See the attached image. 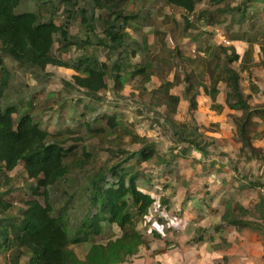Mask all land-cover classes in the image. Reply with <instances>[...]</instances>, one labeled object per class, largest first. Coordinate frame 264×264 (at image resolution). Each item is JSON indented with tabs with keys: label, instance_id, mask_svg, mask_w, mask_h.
I'll return each instance as SVG.
<instances>
[{
	"label": "trees",
	"instance_id": "1",
	"mask_svg": "<svg viewBox=\"0 0 264 264\" xmlns=\"http://www.w3.org/2000/svg\"><path fill=\"white\" fill-rule=\"evenodd\" d=\"M21 1L0 0V163L6 172L23 163L31 184L24 192V205L17 209L6 194L0 193V256L8 264H119L137 255L142 247H150L147 233L163 239L168 246L166 230L176 233L186 225L190 220L186 209L191 204L185 199L171 213L169 202L161 199L159 183L163 182L162 187L167 185L169 173L187 158V149L180 150L172 144L169 152L162 153L146 136L132 131L133 139L142 143L139 149H109L110 165L94 168V150L85 142L107 129L116 133L121 125L116 111H101L84 98L70 100L68 124L76 125L77 131H50L37 119L32 103L27 105L25 97H19L17 103L6 102L13 72L5 59L22 69L42 72L48 65L72 69L73 83H65L91 99L101 97L110 87L109 80L117 90L123 88L126 76L143 84L154 81L155 87L149 90L152 102L165 106L171 141L188 142L194 148L193 162H205L202 152L206 149L188 137L185 122L174 119L183 100L188 102L190 113L206 101L210 102V109L231 114L241 147L255 151L253 140L264 137V131L259 129L264 121V101L253 103L252 97L259 92L264 94V77L263 89L252 83L246 92L242 73L252 77L254 66L264 70V0H241L234 5L229 0H209L210 6L230 16L229 28L243 24L247 28L227 38V45L219 44L206 63L185 56L178 49L172 55L174 49L168 50L161 36L162 27L153 29L157 40L152 47L145 37H133L136 28L131 31L130 23L148 26L150 13L159 10L144 14V9L133 8V0H91L92 8L79 5L78 0H32L34 9L19 10ZM157 1L192 15L204 0ZM56 3L65 6L61 21H57ZM42 7L50 8L47 14L41 11ZM95 10L99 11L96 17ZM205 13H210L208 23L214 22L210 10L199 12L198 18ZM76 16L80 17V29L72 33ZM161 17L166 24L175 19L171 13ZM204 29L209 32L211 26ZM255 46L261 52L257 60ZM100 48L106 50L104 57L99 54ZM73 50L77 51L76 57L71 56ZM139 53L153 54L150 63L136 59ZM171 56L176 57L182 71L175 70L169 78L163 64L170 66ZM208 70L212 72L209 82L205 79ZM177 86H182L181 94L172 91ZM48 99L56 101L54 97ZM153 160L160 167L157 171L142 165ZM77 175H84L83 183L72 192L64 189L62 194L68 201L57 204L56 191L75 187ZM246 180L243 188L264 185V181ZM191 191L196 192V186ZM211 200L202 197L195 204L200 210L207 209ZM238 208L249 213L240 204ZM251 224L227 204L219 221L196 228L184 248L202 242L205 236L209 243L219 245L217 248L228 246L223 238L215 244L225 227ZM79 244H88L82 258L74 248Z\"/></svg>",
	"mask_w": 264,
	"mask_h": 264
},
{
	"label": "rangeland",
	"instance_id": "2",
	"mask_svg": "<svg viewBox=\"0 0 264 264\" xmlns=\"http://www.w3.org/2000/svg\"><path fill=\"white\" fill-rule=\"evenodd\" d=\"M54 1L56 0H52V2ZM229 1L234 5L241 0ZM132 2L134 3H132V6H134L133 8L136 10L141 8L144 9V14L149 10L159 9L155 10L156 12H151L148 16L147 21L150 24L148 26H140L138 24L139 22L135 21L130 23L131 31L133 28H136V32L132 33L133 37H145L152 47L154 46V41L157 40L156 35L153 33V29L162 27L163 33L161 36L165 39L168 50L172 51L174 49L172 55H174L178 49L181 50L185 56L195 58L199 62L206 63L215 53L216 47L219 44L227 45V43L222 42L217 35V32L213 31V25L214 27L216 26L220 28V33L224 35L226 39L230 38L233 33L241 32L247 28V24L236 25L234 28H229L230 16L218 11L215 7L210 6L209 0H204L199 3L196 12L192 15L187 14L178 8L163 6L164 3L157 0H133ZM78 4L89 8H92L93 6L91 0H78ZM156 5H161L163 8H156ZM35 6L36 5L32 0H22L19 10H32ZM56 6H59V16L57 21H61L63 19V10L65 6L57 3ZM49 9L50 8L42 7L41 11L44 14H47ZM206 10L211 11L214 21L211 22V24L208 23V16L210 13H205L203 18H198L199 12ZM94 12L96 17L99 11L95 10ZM164 13H171V15L175 17L174 21L168 22L167 24L166 22L163 23L161 16ZM79 22L80 17L76 16L70 28L72 33L79 31ZM188 25H190L189 28H187ZM204 26H211V30L205 32ZM98 28L99 26L97 29ZM192 47H196V57L191 55ZM203 52L204 54H202ZM165 53L162 52L161 54L166 55ZM253 53L256 60L261 57V52L258 50L257 46H255ZM99 54L104 57L106 55V50L100 48ZM77 55V51H71V56L76 57ZM152 57L153 54L151 56L150 54L139 53L136 59L149 62ZM170 62L171 67L167 66L166 63H164L163 66L165 67V75L172 78L174 71L181 72L182 67L176 57L174 58L171 56ZM4 63L10 71L13 72V77L6 95V102L17 103L19 97H25L24 99L27 105L28 102L32 103L34 108L33 111L37 115V119L43 123V127L50 131H56L58 129H68L66 132H68L69 129L77 131L78 127L76 125L70 126L68 124L70 119V100L74 101V99L84 98L86 101L98 105V108L101 111H116L121 123L120 127H118V131L114 133L107 129L106 132L101 133L96 137L89 138L85 142V144H89L90 149L94 150V168H99L103 164L110 165L112 159L109 149L115 150L118 147H123L129 150L139 149L142 143L135 141L131 134L132 131H138L141 135L146 136L148 141L155 143L157 150L162 153L169 152L172 144L174 145L173 147H179L180 150L181 148L187 149V158L180 161L177 168L169 173L167 185L162 187L163 182L160 181L161 183H159L161 185V189L159 188L160 195L162 196L161 199L169 202L171 205V213L175 210L176 206L182 204L186 198H191V196H189V191L191 189L193 175H195L197 181L200 182V191H197L196 194L201 198L206 197L210 198V200L212 199L209 208L206 209V214H203L204 217H208L204 220L206 225L210 222V216L212 221L219 220V216L223 213L227 204L234 205L236 213H239V215L244 218H248L255 213L254 215L256 219L258 210L254 211L255 207L249 209V214H244L239 210L238 203L240 202L244 205L251 206V204L258 198H264L260 193V189L257 190L253 188V190H249L247 193L244 192L243 194L241 191L244 188H241V186L236 187L239 190V193H237L238 198H236L237 196L228 195L235 192L234 190H231V185L223 186V188H221L222 186H217L218 184H215V181L214 183H208L209 172H213L211 174L213 178L218 174L216 179H223L225 180L224 183L228 184L229 182L234 183V178L240 176L242 173L245 179L250 180L249 170L245 167V164H238V161L232 159L231 154L234 151L233 148L235 149L240 142L237 140L236 124L233 122L231 114H228L227 112L218 113L210 109V102L206 101L203 102L204 104L201 105L198 110L190 113L188 102L185 100L181 101L179 113L174 116V119L178 122H185V124H187V130L185 132L189 135L188 137H193L191 139H196V142L200 146L205 147L206 150L202 152V158L205 159V162H202L201 166H199L197 162H193L195 157L193 151L194 148H192L188 142H175L174 144L171 141L168 131L169 127L165 124V106L154 104L152 102L154 98L149 90L155 87L156 83L154 81L143 84L139 79H130L129 76H126L123 88L117 90L114 89L112 81L109 80L110 87L100 95L101 97L98 99H91L81 90L73 87L72 84L69 85L65 83L66 81L73 83L72 75L74 74V71L72 69L48 65L45 73L36 68L22 69L18 67L14 61L8 58L5 59ZM234 65L239 67L238 64ZM191 66L192 65H188L187 67L190 68ZM252 70V77H249L247 73H242V85L246 92L250 91L249 86L252 83L256 85L259 84L261 89H263L262 78L264 77V70L259 66H254ZM211 75L212 72L208 70L205 75L207 82L210 81ZM220 88L221 90L224 89V85L221 84ZM172 91L181 94L182 86L174 87ZM34 93H37V95L35 94L34 96ZM52 97L55 98V102L48 99ZM46 99L49 101H46ZM203 100L206 99L204 98ZM252 101L253 103H261L264 101V94L261 92L258 94L256 93V95L252 97ZM78 107H80V105H78ZM237 113L238 112H235V114ZM259 129L264 131V121L261 122ZM254 142L259 144V146ZM253 143L256 150L251 151L248 147L245 148V156L250 152L253 156L257 155L264 158V137L255 138ZM198 152L200 153V151ZM150 163L144 162L142 165H150L155 168V171L160 169L159 165H156L155 160ZM214 171L218 173L216 174ZM232 171H234V174H232ZM83 181L84 175H77L74 180L75 187L65 186L59 188L60 190L56 191L55 202L57 204L65 203L67 197L65 194H62V191L68 189L72 192L73 190L78 189ZM30 184L31 180L26 173L23 163H20L14 170L9 172H6L0 163V193L6 194V197H8L12 204L15 205V209L24 205L23 196L26 195L24 192L29 188ZM222 190H225L224 194H221ZM256 195H258V197ZM242 207L244 206L242 205ZM190 211L194 212L195 209L191 208ZM195 213H198V211L196 210ZM198 222L199 220L192 219L189 221V226L187 227L194 228L191 223L197 225ZM139 227H141L140 223ZM185 227L186 226L182 227L176 233L171 230H166L165 235L170 246H167L163 239H155L151 233H147V237L150 239V247H142L137 255L119 264H173L174 262L191 264L188 262L191 258L189 256L186 258V255L183 253L184 249H182L188 244L187 240L191 236V233H187ZM203 227L204 226L201 225L196 228ZM243 236H246V234ZM247 237L248 236H246L244 240H246ZM206 241L207 236H205L202 242L204 243ZM87 247L88 244L74 246L76 252L81 258L84 256ZM175 253H177V255H175ZM0 264H8L3 256H0Z\"/></svg>",
	"mask_w": 264,
	"mask_h": 264
},
{
	"label": "crops",
	"instance_id": "3",
	"mask_svg": "<svg viewBox=\"0 0 264 264\" xmlns=\"http://www.w3.org/2000/svg\"><path fill=\"white\" fill-rule=\"evenodd\" d=\"M255 144L259 146V144L257 143ZM233 150L234 151L231 154L232 159L234 161H238V164L241 163L245 164V167L248 168L249 170V179L264 181V158L257 155L253 156L252 153H250L249 151H248L249 152L248 155L245 156L246 152H244V149L241 147L240 143L238 144L237 147H235V149L233 148ZM197 164L201 166V163H197ZM234 171H232V174H234ZM212 173L213 172L208 173L209 176L208 183H214L215 181V184H218L217 186H222L221 188H223V186L231 185L232 186L231 190H234L235 192L231 191L232 193L228 195H233L236 197L237 193H239L238 192L239 190L236 187L241 186V188H243L244 185L247 183V180L245 179L243 173L240 176H236L234 178V183L229 182V184L224 183L225 180L223 179L220 180L216 179V177L218 176L217 174L218 172L214 171V173L217 174V176L214 178L213 176H211ZM192 186H196L197 191H200V182L197 181L195 175H193L191 189ZM255 189L258 190L259 188H255ZM249 190H253V188L245 187L241 192H243L244 194V192L247 193ZM196 192L189 191V196H191V198H186V199L189 200L191 204V206H189L188 208L195 209V211L197 210L198 213H195V211L192 212L190 211V209L187 208L186 211L188 210L187 211L188 215L186 217L190 219L189 221H191L192 219H197L199 220V222L197 223V225L195 223H191L194 226V228H191V227H187L189 226V221H188L185 225L187 233H192L196 231L195 229L197 226L200 227L201 225H203L204 227H206L209 226L211 223L216 222V221H212V218H210L211 217L210 216L209 217L210 222L207 223V225L204 223L205 222L204 220H206V218L208 217H204L203 214H206L207 210L206 209L200 210L195 204V200L201 199V197H199L196 194ZM224 192L225 190H222L221 194H224ZM256 196L258 197V195ZM236 198H238V196ZM238 204H240L241 206L243 205L248 210V212L249 209H251L252 207L253 208L255 207L254 211L258 210L256 214L257 215L256 219L254 215L255 213H253L252 216L245 218L251 221L252 224L250 226L225 227L223 233L220 236L218 234L215 240V244H219L223 238L227 240L228 246L224 245L221 246V248H217V246L219 245L214 246L212 243L206 241L204 243L199 242L198 244L189 246L186 249L183 247L182 248L184 249L183 253L186 255V258H188V256L191 258V260L188 261L189 263L191 264H264V198L262 199L258 198L251 204V206L244 205L240 202ZM232 207L234 208V205ZM245 234L246 236H248L246 240H244L246 236H243ZM175 255H177V253H175ZM173 264H181V263L174 262Z\"/></svg>",
	"mask_w": 264,
	"mask_h": 264
},
{
	"label": "built area",
	"instance_id": "4",
	"mask_svg": "<svg viewBox=\"0 0 264 264\" xmlns=\"http://www.w3.org/2000/svg\"><path fill=\"white\" fill-rule=\"evenodd\" d=\"M216 25H218V24H216ZM215 27L213 26V31L217 32V35L220 37V39L222 40V42L227 43V39L225 38V36L220 33V28L219 27H216L215 28ZM196 53H197L196 47H192V49H191V55L196 57L197 56ZM202 54H204V52ZM259 189H260V193L264 197V185H262L261 187H259Z\"/></svg>",
	"mask_w": 264,
	"mask_h": 264
}]
</instances>
